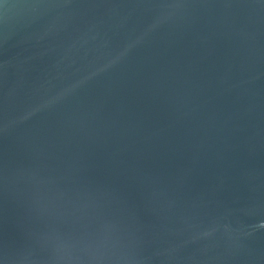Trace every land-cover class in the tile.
Segmentation results:
<instances>
[{
    "label": "water",
    "instance_id": "1",
    "mask_svg": "<svg viewBox=\"0 0 264 264\" xmlns=\"http://www.w3.org/2000/svg\"><path fill=\"white\" fill-rule=\"evenodd\" d=\"M0 264H264V0H0Z\"/></svg>",
    "mask_w": 264,
    "mask_h": 264
}]
</instances>
